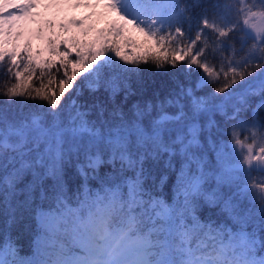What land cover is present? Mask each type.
<instances>
[{
	"label": "snow or ice",
	"instance_id": "6c2138e0",
	"mask_svg": "<svg viewBox=\"0 0 264 264\" xmlns=\"http://www.w3.org/2000/svg\"><path fill=\"white\" fill-rule=\"evenodd\" d=\"M40 3L0 0V264H264V0Z\"/></svg>",
	"mask_w": 264,
	"mask_h": 264
},
{
	"label": "trees",
	"instance_id": "16d2710c",
	"mask_svg": "<svg viewBox=\"0 0 264 264\" xmlns=\"http://www.w3.org/2000/svg\"><path fill=\"white\" fill-rule=\"evenodd\" d=\"M146 80L153 82L152 87L148 89L149 94L156 90L157 86L164 84L167 81L166 76H152L149 73L145 74ZM2 83L0 82V90H2L8 83L7 77H0ZM38 86V85H37ZM165 89H159L160 98L163 99L165 94ZM134 102V101H133ZM127 111V108L125 109ZM90 119H95V115H91ZM72 171H75V168L72 167ZM73 190L75 185H72ZM163 198L171 203V185H166L163 188ZM215 219V217H213ZM201 220H204V216H201ZM7 234L15 243L16 247L19 250V253L22 255H31L32 253V242L35 239L37 234L36 231V221L33 218L32 214L26 213L23 219H20L17 223L10 226H5L4 221L0 219V242H2L4 235Z\"/></svg>",
	"mask_w": 264,
	"mask_h": 264
},
{
	"label": "rangeland",
	"instance_id": "374dc122",
	"mask_svg": "<svg viewBox=\"0 0 264 264\" xmlns=\"http://www.w3.org/2000/svg\"><path fill=\"white\" fill-rule=\"evenodd\" d=\"M49 0H41L40 5L34 9L35 12L39 13L38 19H51L54 21L55 24L60 22L67 23L70 19H82L84 22L87 23H94L95 27L102 28L105 26V21L109 18L105 14L106 10L102 7V5H95V0H89L90 6L85 7L83 3L80 6L76 5V0H65L59 7H46ZM30 28L34 29L36 27L35 24L29 25ZM73 30H74V26ZM58 30V29H57ZM135 35V33H133ZM41 42L39 40H33L34 46H39ZM3 79H0L2 83ZM243 138V137H241ZM253 179L259 181L261 179L260 173H253ZM20 256H29V255H22L19 253Z\"/></svg>",
	"mask_w": 264,
	"mask_h": 264
}]
</instances>
